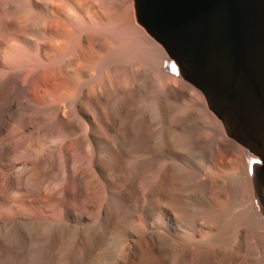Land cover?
<instances>
[{
  "label": "bare ground",
  "instance_id": "obj_1",
  "mask_svg": "<svg viewBox=\"0 0 264 264\" xmlns=\"http://www.w3.org/2000/svg\"><path fill=\"white\" fill-rule=\"evenodd\" d=\"M142 16L136 0H0V264H32L36 260L37 264L101 263L104 255L98 254L95 259L97 253H94L87 262L89 257L83 259L80 258V252L77 253L87 238L95 244L100 242L103 247H116L118 255H115V249L112 252L116 256L115 264H126L127 261H123L126 257L129 259V256L121 261L122 253V256L130 255L125 252L126 243L134 242L137 238H147L146 242L150 239L155 250L163 254L170 248L167 245L172 230L177 224L178 228L180 227L179 223L176 224L178 221L181 222L180 225L186 223L188 228L191 226L189 229L193 234L190 233V236L193 239L188 236L183 240L180 234L178 238L181 240L173 241L175 248L170 242L173 247L171 244L168 246H171L173 252L175 250V254L170 252L171 255L173 253L172 257L167 255L170 259L173 258L171 264H179V259L183 261L180 264H196L197 251L201 253L207 248L211 249V252L206 251L208 254L213 251L212 254L220 256L218 260L215 259L217 262L222 259L221 262L224 263L227 253L223 251L229 250L231 254L234 250L236 253V250L242 249L236 254H244L243 244L246 246L245 242H248V239L251 241L247 237L248 233H252L250 231H255L254 226L259 225L262 233L257 234L255 231L253 235L263 234L264 223L255 203L250 176L253 159L247 157L245 150L226 135L221 122L207 108L200 91L182 77L164 47L147 31ZM183 90L187 91L193 100L198 98L197 101L200 102V98L203 101L202 104L199 103L202 105V119H192L203 120V124L197 128L201 127L200 129L207 133L204 138H200L205 133L198 129V142L206 150L208 145L204 144L208 141H203L206 142L203 144L201 140L205 139V136L211 137L215 134L211 138L215 137L216 143L211 140L209 143L211 142L212 146H209H218L219 149H209L210 155L215 149L219 150L217 157L222 154H226L225 158H228V154L232 156V162L226 160L230 164L222 161L224 165L229 164L228 170L225 169L226 165L217 163L219 159L215 158L216 153L215 160L211 158L212 161L210 157L213 155L208 158L207 153L205 154L207 150L202 148L205 160L208 158L205 163L210 161L211 164L200 162L204 165L203 170L197 162L199 160L194 158L203 151L196 152L200 147L193 142L191 144L187 141L190 143L187 148L194 149L197 145L196 151L190 152L192 149L189 151L186 147L183 151L182 148L187 143L185 141L184 145L178 146L184 153L173 154L172 147L177 145L175 138L178 135V139L182 138L179 131L184 128L183 117L178 120L181 116H178L179 112L183 111H180L179 105ZM194 112L192 111L193 115L197 114ZM200 113L198 111V114ZM193 115L191 114L192 117ZM189 117H184L185 125L187 121H191ZM188 126L186 129H193L192 124V129ZM174 130H178L177 134ZM208 132L213 134L210 136ZM192 137L189 136L190 141ZM178 147H175L174 151L178 150ZM185 150L192 154L196 152L198 155H190ZM202 155L201 157H204ZM175 160L188 164L197 177H217L218 181L215 180L220 183L217 184L220 186V192L217 196H214L216 193L212 195L210 201L212 199L213 206L209 205L211 211L214 207V213H210V207L206 210L211 217L214 215L213 219L203 212L206 208L202 202L201 205L197 203L200 201L196 202L202 206L199 207L202 209L199 214V209L194 206L197 212L195 214H198V217L200 215L201 220L198 221L203 219L205 222L204 217L207 216L206 221L210 219L211 223H193L192 216L189 221L193 224L187 225L189 222L186 218L190 216L187 209L190 210V205H183L188 215L182 213L184 211L181 207L179 210L183 215L173 208L172 196L176 193L172 192L177 181L174 180V170L182 163L173 166ZM218 164L224 168H219ZM129 165H133V168L131 173L127 172L131 175L127 177L124 169L130 167ZM184 165L182 164V167ZM184 168L186 172L187 167ZM231 173L232 178L231 175L226 176ZM177 175L178 173L175 177L179 178V188L177 186L175 191H181L182 188L183 193L186 191L188 195L194 194L195 191L191 190L197 189L196 184L189 185L190 191L187 190L188 185L186 186L189 177V181L192 180V175L187 174L189 179ZM222 175L230 178V181L234 178L233 175L238 179V175L243 180L242 184L246 180V191L249 189V194L247 195L246 191L244 193L248 198L244 197V193H241L240 197L235 195L236 192L240 193L244 184H236L235 186L239 185V190L236 191L233 183V197L238 196L233 200L230 196L231 189L229 190L227 185L233 181L236 183V180L233 179L227 184L228 181H225ZM47 180H55L57 184L60 182L59 193L55 186L57 184L53 185L55 187H45L47 183L44 182ZM179 180L185 182L186 187L181 186L182 183L179 185ZM238 181L240 182L239 179ZM66 187L81 193V198L78 199V214L64 205L62 200L59 203L58 198L66 193ZM204 187L201 193L203 190L206 192V186ZM216 188H213V192ZM196 192L194 196L198 195ZM180 194L183 197L185 195H182V191ZM209 194L211 196V193L207 195ZM108 196L110 201H113L110 197L114 196L118 203L109 202ZM93 197L98 205L97 211L91 209ZM241 197L245 198L241 199L242 202L239 199ZM181 199L187 202L185 197ZM181 199L179 200L183 201ZM235 200H240V204ZM137 202H141L142 206ZM112 203L122 206L125 212L122 209L119 211L124 212L121 215L123 217L119 215L118 218H121L116 216L112 219L115 214L112 213ZM109 205H112V211L109 210ZM65 207L69 208V211H66ZM239 207H244L246 213L248 211L252 214L253 211L252 217L256 218V222L252 223L254 218L246 216V213L236 217L234 214ZM248 207L252 211H246ZM182 216H186L183 218L186 222L180 221ZM74 224L81 228L76 229ZM180 229L185 232L184 228ZM174 231L177 234L175 229ZM258 231L260 232L259 229ZM252 234L251 238L254 239ZM259 237L257 236L261 239ZM262 238L264 240V235ZM139 240L134 244L138 245ZM259 244L264 247V242ZM96 246L97 252L103 248L99 245L97 248H100L96 249ZM144 246L142 244V248ZM247 250L251 249H246L248 254L250 251ZM205 251L200 255L205 257ZM263 252L264 250L261 254ZM81 253L83 254V250ZM106 253L110 254L109 251ZM243 254L239 257L233 253L228 255L225 264H249L251 259L256 257L258 261L264 260H260L261 254L258 253L257 256L256 253V256L249 257L250 261L246 263L243 259L247 254H244V258ZM248 256L246 259H249ZM204 257L200 259L206 260L207 257Z\"/></svg>",
  "mask_w": 264,
  "mask_h": 264
},
{
  "label": "water",
  "instance_id": "obj_2",
  "mask_svg": "<svg viewBox=\"0 0 264 264\" xmlns=\"http://www.w3.org/2000/svg\"><path fill=\"white\" fill-rule=\"evenodd\" d=\"M142 22L253 159L264 223V0H136Z\"/></svg>",
  "mask_w": 264,
  "mask_h": 264
},
{
  "label": "rangeland",
  "instance_id": "obj_3",
  "mask_svg": "<svg viewBox=\"0 0 264 264\" xmlns=\"http://www.w3.org/2000/svg\"><path fill=\"white\" fill-rule=\"evenodd\" d=\"M186 92H187V91H184V90H183V92H182V93H183V94H182V98H181L180 103H179V105H180V107H181V108H180V111H182V110H183V111L186 110V111H185V112L182 111L184 114H183L182 112H181V113L179 112V114H178V116L181 114V116L178 117V120H179L181 117H183V119H182V118H181V119H182V121H183L184 128H182V131L180 130L179 133H180V135H181L182 138L184 137V138H183L184 141H183L182 138L178 139L179 135H178L177 137L175 136L176 138L174 137V138H175V142L177 141V145H176V146L174 145V146L172 147V150H173L172 152H173V154L178 153V152H183V151H184L183 149H184L185 147H186L185 149H188L187 147H188V145H190V143H188L187 141L191 142V144H192V142H193L194 144L199 145L198 148L200 147V150H197V151H196V147H197V145H195V148L193 147L194 149L191 148V149H192V150H191V149L189 148L191 151L188 149L190 152H192L193 150L196 151V152L201 151V150L203 151V149L205 150L204 146H203L201 143H199V142H200L199 140H200V138H204V135H207V133L204 132V131H202V130L200 129L201 127H200V128H199V127L197 128V126L203 124V123H201L203 120H201V121H198V120H197V121H194V120H192V119H196V118H199V119H200V118H201L200 115H203L202 113H200V110H202V109H201V106H202V105L199 104V103L202 104L203 101L200 100V98H199V101H200V102L197 101L198 98H197V99L194 98V100H193L192 97L188 96L189 93H186ZM200 93H201V92H200ZM185 94H186V96H185ZM201 94H202V93H201ZM202 96H203V95H202ZM183 97H185L186 100H185V98H183ZM188 97H189V98H188ZM203 98H204V96H203ZM195 100H196V102L198 103V105H196V104H197L196 102H194V103H196V104L193 103V101H195ZM204 100H205V98H204ZM184 102H185V103H184ZM187 102H188V103H187ZM205 103H206V100H205ZM183 105H184V106H183ZM206 105H207V103H206ZM191 106H192V107H191ZM195 106H196L197 110H196ZM190 108H191V109H190ZM207 108H208V106H207ZM193 109H194V110H193ZM189 110H190L191 112H190ZM188 111H189V112H188ZM192 111H193V112L196 111L197 114H194V115H193ZM198 111H199L200 114H198ZM196 112H194V113H196ZM187 113H188V115H189L190 117L187 115ZM182 114H183L184 116H183ZM191 114L193 115V117L191 116ZM185 115H186V116H185ZM194 116H196V117H194ZM197 116H199V117H197ZM184 117H186V118L189 117L188 119H191V121L189 120L190 122L187 121V125H185V124H186V122H185V121H186V120H185L186 118H184ZM173 118H174V117H173ZM176 118H177V116L175 117V119H176ZM188 119H187V120H188ZM201 119H202V118H201ZM178 120L176 119V121H178ZM176 121H174V122H176ZM179 121H180V120H179ZM196 122H197V123H196ZM188 123H190V125H189ZM193 123H194V124H193ZM191 124H192V128H193V129L191 128ZM188 125H189L190 127H189ZM187 126H188L189 128H191L192 130H190V129H186ZM194 126H195L197 129H196ZM194 128H195V129H194ZM198 129H200V130H199L200 132L202 131V132L205 133V134H202V133H201L203 136L200 134V135H201V137L199 136L200 138L197 136V135L199 134ZM195 130H196V133H194ZM183 131H184V132H183ZM193 131H194V132H193ZM174 132L176 133V132H178V130H174ZM181 132H183V133H181ZM185 132H186V133H185ZM187 132H191V133H193V135H192L191 133H188V134H187ZM175 133H173V134L175 135ZM179 133H178V134H179ZM176 134H177V133H176ZM194 134H195V135H194ZM209 134H210V136H211L213 133H209V132H208V135H209ZM214 135H215V134H213V136H214ZM189 136H191V137L193 136V137L191 138V141H190ZM213 136H211V137H213ZM194 137H195V139H194ZM197 137H198L199 140L197 139ZM206 137L208 138L209 136H205V139H202L201 142H203V141H206V142H207V141H208L207 144H204V143H206V142H203V144H204L205 146L208 145V146H206V147H207V149H206L207 151L205 150V151H206L205 154L207 153V157L209 158V155H210V153H211L210 151H211L214 147L217 149L218 146H217V147L214 146V147L211 148L210 146H212V143L216 141V138H215V137H214V138L209 137V138L207 139ZM186 138H187V140H185ZM188 138H189V140H188ZM176 139H177V140H176ZM181 139H182V141H180ZM192 139H194V140H192ZM211 140H212V143H211V142L209 143V141H211ZM213 140H214V141H213ZM185 141H186L187 143H186ZM194 141H195V142H194ZM198 141H199V142H198ZM178 142H179V143H178ZM181 143H183V144H181ZM185 143H186V144H185ZM198 143H199V144H198ZM215 143H216V142H215ZM215 143H214V145H217V144H215ZM184 144H185V145H184ZM179 145H181V146L184 145L183 148L181 147L183 151H181V149L179 148V147H180ZM201 145H202L203 147H202ZM209 145H210V146H209ZM178 146H179V147H178ZM191 146H192V145H191ZM175 147H176V148L178 147V148H179L178 150H180V151H178V150H175V151H174V149H176ZM209 147H210V148H209ZM198 148H197V149H198ZM202 148H203V149H202ZM209 149H211V150H209ZM218 149H219V148H218ZM188 150H185V151L187 152ZM176 151H177V152H176ZM189 151H188L187 153L191 155L192 153H190ZM174 152H175V153H174ZM196 152H195V153H196ZM208 152H209V153H208ZM218 152H219V150H218V151H215V149H214V150L212 151V153H213L212 155H213V156L210 155V156H212V157H210V160L213 161V159L215 160V158H218L219 160L217 161V159H216V161H217V163H218V162H219V163L221 162V163H222L221 165H224L225 162H229V161H226V160H230V161L232 162V160H233V159H232V156H230V155L228 154V155H227L228 158L230 157V159H228L227 157H226V158L224 157V155H226V154H224V155L222 154L223 156L221 155V156H220L221 158H220V157H217ZM183 153H184V152H183ZM195 153H193V154H195ZM202 153H204V151L201 152V153L199 152V153H198L199 155H198L197 153L195 154V156L198 155L197 157H199V159H198L197 157L192 156V157L196 158V161L199 160V161H197L199 164H200V162H203V163L206 162V163H207L206 160H207L208 158H206V160H205V155H202ZM215 153H216V157H215V155H214ZM193 154H192V155H193ZM201 155L204 156V157H201ZM218 156H219V155H218ZM214 157H215V158H214ZM223 157H224V158H223ZM194 158H193V159H194ZM200 158H201V159H200ZM203 158H204V159H203ZM211 158H213V159H211ZM202 159H203L204 161H202ZM223 159H224V160H223ZM194 160H195V159H194ZM200 160H201V161H200ZM220 160H221V161H220ZM175 161H176V162H175ZM175 161H174V163H173V166H176L177 163H180V162H182V163H181L180 166H179V164H178V165L176 166L177 169L175 168L176 170H174V178H175L174 180L176 181V179H177V181L175 182V186H176V187L173 186V187H174V188H173L174 191L172 192V193H174V192L176 193V195H174L175 193L172 194V195H174V196H172V197H173V200H172V201H174V202H173V205H174L173 208L176 209V210L178 211V210H179V207H181L182 209H181V208H180V209H181L182 211H184V209H183V208H184L183 205H185V204H187V206L190 205V206H189V207H190V210H189V208L187 209L188 212H189V215H190V216L187 217V218H186V216H184V217L182 216V220H180V221H183V222H184V221L187 219L189 223H190L191 220H192L193 223H194V222L196 223V222L200 219V215H199V217H198L197 215H198L200 212H202V209H199L200 206H199V204H196V202H197V201H200V202H197V203H200V205L203 203V204H202L203 207L206 208V209H203V210H205V211H203V212H206V210L208 209V207H210V206L212 207V206H213V204H211L212 199H211V201H210V198L213 197L212 195H214V193H216V195H214V196H217V195L219 194V192H220V191H219V190H220V189H219L220 186H219V187L217 186V184L219 185L220 183L216 182L217 177L214 176V175L209 176V177H211L210 179H209V177H206V176L202 177L203 175L197 177V176L194 174V172L192 171V169L189 167L188 164L186 165V163H183V161H180V160H179L180 162H178V160H175ZM208 161H209V160H208ZM216 161H215V162H216ZM222 161H223L224 163H223ZM197 162H196V163H197ZM175 163H176V164H175ZM198 163H197V164H198ZM206 163H205V164H206ZM182 164H183V165L185 164L184 166L187 167L186 172H189V171H190L189 173H191V175H192V177H193L191 181H189V180L191 179V177H189V178H190V179H189V178L187 177V174H188V176H191V175H190L189 173L186 174V172L183 170V169H186V168H184V166L182 167ZM199 164H198V165H199ZM201 164H202V163H201ZM201 164H200V166L203 168L204 165L202 166ZM208 164L211 165V164H210V161L208 162ZM208 164H206V165H208ZM229 164H230V162H229ZM229 164H228V165H229ZM221 165L218 164L219 168H220ZM225 165H226V166H225ZM225 165H224V166L226 167L225 169L228 170V165H227V164H225ZM127 166H128V165H127ZM129 166H130V165H129ZM131 166H132V167H131ZM131 166H130L131 168H130V167H128V168L125 167V168L129 169V171H128L127 169H124V170H126V171H124V172H125V173H124L125 175H126L127 172H130V173H131L132 168H133V165H131ZM178 166H179V167H178ZM180 167H182V169H180ZM221 167L224 168L223 166H221ZM205 168H206V166H205ZM225 169H224V170H225ZM177 170H178L179 172H177ZM203 170H204V168H203ZM220 170H221L222 173H223V170H222V169H220ZM176 172L178 173L177 176H181V177H184V178L186 177V178L189 179V180L186 179V181L188 180V181L190 182V183H188V181H187V182H186L187 184H186L185 182H183V181H185L184 178H183V181H181V182H180L181 177H180V180H179V183H180L179 185H181V183H182L181 186H183V187L185 186V184H186V186L188 185V186H187V187H188L187 190L190 191L191 186H193L194 184H196V188H197V189H195V188H194L195 186H194L193 188H194L195 190H193V189L191 190V191H193V192H194V191H195V192L197 191L196 193H197L198 195H195V196H194L195 192H194V194L192 193L191 195H190V194L188 195V193H187L186 191L183 193L184 190H182V188H180L181 191H182V195L185 194L184 197H185V200H187V202L184 201V199H181V198H184V197L181 196V194H180L181 191H179V189H178V192H177V190L175 191V189H177V186H178V183H177V182H178V179H179L178 177H175V174H177ZM224 172H225V171H224ZM183 174H185L186 176H184ZM223 174H225V173H223ZM226 174H227V173H226ZM42 175H44V174H42ZM129 175H130V174H129ZM129 175H128V173H127L126 176L128 177ZM230 175H231V176H230ZM130 176H131V175H130ZM130 176H129V177H130ZM226 176H230V177L232 178V173L229 174V175H226ZM233 176H234L233 179H235V178H236V175H233ZM196 177H197L198 179H196ZM219 177H220V176H219ZM237 177H238V179L240 180L241 183H240L239 181L237 182L238 179H235V180H236V183L233 181V179H232V181H233V182H232V181L229 180L230 178H228V177H223V175H222V178H224V180L226 179V180L228 181L227 184H230V183L232 182L230 185H227V188H228L229 190L231 189V190H230V191H231L230 196H231L232 199H233V198L236 199V198H238V196L240 197L241 193H244V192L246 191V189L248 188V187H247V182H246V180L244 179L245 181H244V183H243L244 185H243V184H242V181H243L242 178L240 179V177H239L238 175H237ZM201 178H202V181H201ZM203 178H204V179H203ZM227 178H228V179H227ZM194 179H195L196 181H195ZM213 179H214V180L216 179V180L214 181ZM218 179H219V178H218ZM197 180H199L200 182H203V183H200L199 181L197 182ZM208 180H209V181L212 180V182H213V184H214V187L211 188V186H213V184H211L212 182L210 183ZM219 180H220V179H219ZM226 180H225V181H226ZM217 181H218V180H217ZM229 181H230V182H229ZM49 182H50V183H49ZM207 182H208V184H207ZM219 182H220V181H219ZM46 183H47L48 185H47ZM52 183H53V184H52ZM59 183H60V182H59ZM59 183L57 184V182H56L55 180H52V182H51V180H49V181L47 180L46 182H44V184H46L45 187H47V188L57 186V192H58V193H59V191H60L59 189H61L60 186H59ZM192 183H193V184H192ZM233 183H234L233 187L236 188V191L239 190L238 187H239L240 184L243 185L244 188H242V187H241L242 189L240 188V190H241L242 192L240 191L239 194H238V192H236V194L233 193V192H234V191L232 190V184H233ZM238 183H239V185H238V186H235V185L238 184ZM54 184H57V185L53 186ZM190 184H191V186H189ZM199 184H200V185H201V184L203 185V186H201L202 188L200 187ZM209 184H211V185H209ZM215 184H216V185H215ZM248 184H249V183H248ZM50 185H52V186H50ZM198 185H199V186H198ZM207 185H208V187H207ZM241 185H240V186H241ZM48 186H49V187H48ZM186 186H185V187H186ZM197 186H198V187H197ZM204 186H206V192H205V190H203L205 193L202 192V193H203V194H202L201 191H202V189L205 188ZM215 186H216L217 188L214 189V192H213V188H215ZM228 186H231V188L228 187ZM58 187H59V188H58ZM189 187H190V189H189ZM178 188H179V186H178ZM173 189H172V190H173ZM183 189H185V188H183ZM198 189H199V190H198ZM208 189H209V190H208ZM211 190H212V191H211ZM207 191H208V192H207ZM230 191H229V192H230ZM199 192H200V193H199ZM217 192H218V193H217ZM189 193H191V192H189ZM206 193H207V194H208V193H211V196H210V194L207 195ZM246 193H247V195L249 194V189H248V191H246ZM246 193L243 194L244 197L246 196ZM186 194H187V196H186ZM234 194H235V195H238V196L233 197ZM243 195H242V196H243ZM59 196H60V195H58V197H59ZM175 196H176V197H175ZM188 196H189L190 198H189ZM209 196H210V197H209ZM60 197H61V199H60ZM60 197L58 198V199H59V203H60V200H62L61 202H63L64 205H67L68 207H70L71 210H72L74 213H77V214L79 213L80 210H79V202H78V199L81 198V193H80L78 190L73 189V188H71V187H68V188L66 187V193H65L64 195H61ZM191 197H192V198H191ZM193 197H195L196 200L193 199ZM206 197H207V198H206ZM110 198L113 199V201H110V200H109V196H108V200H109V202H114V201H115L114 196H113V197L111 196ZM174 198H176L177 200H176V199L174 200ZM242 198H243V197H241V198H239V199L241 200ZM245 198L247 199L248 196L245 197ZM245 198H243V199H245ZM58 199H57V200H58ZM179 199H181V200H183V201H180ZM188 199H191V201H192V200H193V201L195 200V201H194L195 204L193 203V201L191 202V201H189ZM206 199H208V201H206ZM234 199H233V200H234ZM240 200H239V201H236V200H235V202H237L238 204H240ZM209 201H210V204H209ZM116 202H117V201H115V203H116ZM180 202H183V203H181L182 205L180 204ZM201 202H202V203H201ZM206 202H208V203H206ZM241 202H242V200H241ZM115 203H114V204L112 203V204L114 205V210H115V211L118 210V212H114V210L112 211L113 207H110V206H112V205H109V207L111 208V209H109V210H111L113 214L115 213V214H117V215L114 214V215H113V218H112V216H108V215H107L108 217H110V218H112V219H114V217L116 218V216H117V218H118L119 215L121 216V215H123V213L125 212V211L123 210V208H121L122 206H121V207L119 206L120 204H117V205H116ZM117 203H118V202H117ZM137 203H138L139 206H142V203H141V202H137ZM176 203H179V204H176ZM109 204H110V203H109ZM206 204H207V205H206ZM173 205H172V206H173ZM175 205H177V206H178V205H181V206H178V208H177V206L175 207ZM196 205H197L198 207H197ZM209 205H210V206H209ZM97 206H98V205H97V203H96V200H95V198L93 197L92 202H91V209H92L93 211H97V209H98ZM118 206H119L120 208H118ZM185 206H186V205H185ZM187 206H186V207H187ZM194 206L196 207V209H199V210H200V211L198 210V214H195V213H197V212H196ZM186 207H185V211H186V212H185V211H184V212L181 211V212L184 213V214L187 213ZM211 207H210V213H211V212L214 213V207H213V210H212V211H211ZM115 208H117V209H115ZM200 208H202V206H201ZM240 208L243 210L244 207H243V208H242V207L237 208L238 211L236 210V211H235L236 214H234L236 217H237V216L240 217V216H242V215H244V214L246 213V212H244L245 209L242 211ZM65 209H66V211H69V208L65 207ZM121 209H122L124 212H120ZM191 209H192L193 211H192ZM239 209H240L241 211H240ZM119 210H120V211H119ZM176 210H175V211H176ZM208 210H209V209H208ZM247 210L252 211L249 207L246 208V211H247ZM49 211H50V210H49ZM239 211H240V213H241V212H243V213L240 214ZM119 212H120V213H119ZM181 212H180V210H179V211H178V214H180ZM208 212H209V211H208ZM49 213H50V212H49ZM49 213H48V215H49ZM108 213H110V211H108ZM108 213H107V214H108ZM112 213H110V214L112 215ZM118 213H119V214H118ZM121 213H122V214H121ZM182 213H181V214H182ZM193 213L197 216L196 218L194 217L195 215H194ZM206 213H207V212H206ZM210 213H209V214L207 213V216L210 215V216H209L210 219H211V218L213 219L214 215L212 214L213 217H211V214H210ZM238 213H239V215H238ZM247 213H248V214H247ZM247 213H246V216L248 215V216L251 217L252 219L254 218L253 220H255V221L252 220V223H253V222L255 223V222H256V218H255L254 216L252 217V214H254L253 211H252V214H251V212H248V211H247ZM124 215H125V214H124ZM182 215H183V214H182ZM186 215H188V214H186ZM192 216H193V217H192ZM207 216H206V217H207ZM121 217H123V216H121ZM121 217H119V218H121ZM191 217H192V218H191ZM206 217H204L205 222H204L203 219H202L203 223H204V224H206V223H207V224L211 223L212 220L210 221V219L208 218L209 220L206 221V219H205ZM119 218H118V219H119ZM183 218H186V219L184 220ZM189 218H191L190 221H189ZM194 218H195V219H194ZM197 218H198V219H197ZM193 219H194L195 221H193ZM196 219H197V220H196ZM187 220H186V221H187ZM200 220H201V219H200ZM186 221H185V222H186ZM202 221H198V222L200 223V225L202 224ZM192 222H191V223H192ZM198 222H197V224H199ZM208 222H209V223H208ZM177 223H179V226H180L179 228H178V224H177ZM189 223H187V225H191V223H190V224H189ZM193 223H192V224H193ZM250 223H251V220H250ZM257 223H258V222H257ZM176 224H177V225H176L177 227L175 226L174 229L176 230V233H177V234H175V231L173 232V230H174V229H173L172 232L174 233V235H173V233L171 232L172 235H171V239L169 240V241L174 245V247H173V245H172L170 242H168V243H169L168 245L171 244V246H172L173 248L176 247L174 242H175V241L177 242V240L180 239V238H178V237H180V234H181L182 239H183L184 237H185L184 239H187L188 236H189L190 238H192V236H190V233H192V232H191L190 229H189L191 226H189V228H188V227L185 225L186 223H182V225H180L181 222H179V221L176 222ZM183 224H184V225H183ZM204 224H202V225H204ZM252 225H253V224H252ZM181 226H183V227H181ZM184 226H185V227H184ZM253 226H254V225H253ZM73 227H75L76 229H77V228H81L79 225H78V226H75V224L73 225ZM97 228L100 230V226H99V225H97ZM176 228H178V229H176ZM180 228H184V230H185L186 233H185L184 231H183V232H184L187 236H186V235L183 236L184 233L182 232V229H180ZM253 228L255 229V231L258 232V233L256 232L257 234L262 233L261 228H260L259 225L256 226V227L254 226ZM256 229H257V230H256ZM258 229L260 230V232L258 231ZM179 230H181V231H179ZM178 231H179V232H178ZM255 231H254V232H253V231H250V232H252L253 234H255ZM181 232H182V233H181ZM178 233H179V234H178ZM252 233H248L249 235H248V237H247V239L250 238L251 241L248 239V242H245V243H247L246 246H245V244H243V245H244V249H243L244 254H247V252H246V249H247V248H250V249H251V250H247V251H250V252H248V254H249V253H250V254H249V256H248V254H247V255L245 256V259H243V260H245V262H246V261H250V258H249V257L253 258V256H256V253H257V256H258V253H259V255H260V254H261V251L264 250V247L262 248V245L259 244V243H262V244H263V242H264V240H262V239H263V238H262V235H264V232H263V234H261V236H260V235H257V234H256V235H253ZM192 234H193V233H192ZM251 234L255 237L254 239L251 238ZM253 236H252V237H253ZM257 236H258V237L260 236L261 239H258ZM186 237H187V238H186ZM260 237H259V238H260ZM172 238H173V240H172ZM176 238H177V239H176ZM190 238L188 239L189 241L191 240ZM87 239H89V238H87ZM87 239H85L87 242H86V241H83L84 244L82 243V244L80 245L81 248H80V247L78 248L77 253L80 252V255H81V256H82L83 254H85V255H83L82 257H81L80 255H78V256H80V258H83V259H84V258L89 257V258L86 259L87 262H89V259H90L92 256H94V253H97V254L95 255L96 257H94L95 259L97 258V255H98V254H101V256L104 255V257H105V258L103 257L104 260L101 262L102 264H110V263H111V264H115V262L117 261V260L115 259V257H116L115 255H118L117 253H119V252H117V249H115L116 247H113L112 245H111V246H108V245H107V247H103V245H101L100 242H98V243L96 242L97 246L100 245L101 248L103 247L101 250H98L99 252H97V251L95 250V246H96L95 242H93L91 239H89V240H87ZM137 239L139 240V239H141V238H137ZM137 239H136V240H137ZM146 239H147V238H146ZM146 239H145V240H144V239H143V240H139V243H140L141 241L143 242V243H142L143 246H144V244H145V246H144L143 248H142V244H141V243H140V244L138 243V245L136 244L138 240H137V241H136V240L134 241V242H136L135 244H134V242H130V241H129L128 243H129V245H130V247H131V248H129V249H128V246H129V245H128V243H126V244H125V248L127 247V249H125V252L128 253V254H130V255H127V254H126L125 256H124V255L122 256V254H123V253H122V254H121L122 259L119 257V258L121 259V261H123L124 258H125L126 256H129V259H128V257H126L125 260L123 261V262L127 261L126 264H171V260L173 261V258L170 259L167 255H169V256L172 257V255H173V253L175 252V250H174V252H173V249L171 248V246H168V245H167L168 248L170 247V248H169L170 250L166 247V249H168V250H165L166 253L164 252L163 254H160L158 251L155 250L152 241H151L150 239H148L147 242H146ZM184 239H183V240H184ZM192 239H193V238H192ZM247 239H246V241H247ZM180 240H181V239H180ZM253 240H258V241H253ZM259 240H260V242H259ZM261 240H262L263 242H261ZM91 241L93 242V244H90V243H92ZM149 241H150L152 244H151ZM173 241H174V242H173ZM193 241L196 243L195 240H193ZM249 241H250V242H249ZM88 242H89V244H88ZM144 242H145V243H144ZM255 242H257V243L255 244ZM195 243H194V244H195ZM248 243H249V245H248ZM111 244H112V243H111ZM150 244H151L153 247H152V246L150 247ZM253 244H254V245H253ZM90 245H94V246H90ZM136 245H137V247H136V249H135V246H136ZM139 245H140L141 248L138 247ZM256 245H257V247H256ZM259 245H260L261 247H259ZM263 245H264V244H263ZM97 246H96V249H99L100 247L97 248ZM247 246H248V247H247ZM249 246H250V247H249ZM92 247H93V248H92ZM111 247H112V248H111ZM83 248H84V249H83ZM104 248H105L107 251H109L110 254L106 253L107 251H105ZM138 248H139V249H138ZM153 248H154V250H153ZM241 248H243V246H241ZM259 248H260V249H259ZM114 249L116 250L115 255H113L114 253L112 254V252L115 251ZM171 249H172V250H171ZM203 249H206V248H203ZM236 249H237V248H236ZM238 249H239V248H238ZM253 249H254V250H253ZM261 249H262V250H261ZM82 250H83V254L81 253ZM90 250H91V251H90ZM93 250H95V252H94ZM127 250H128V252H127ZM207 250H210V252H211V249H208V248H207L206 251H207ZM239 250H240V251H239ZM239 250H236V253L242 251V249H239ZM256 250H259V251H256ZM104 251H105L106 254L104 253ZM132 251H133V252H132ZM136 251H137V252H136ZM168 251H169V252H168ZM171 251L173 252L172 255H171V253H170ZM204 251H205V250H202L201 253H198V252H200V251H197L196 258H195V259H197V260H195V261H197L196 264H216V263H219V264H225L226 259L228 258V255L230 254L229 250H228V251H223L224 253H225V252L227 253V255H225L227 258H225V261L223 260L224 263H222V262H221L222 259L219 260L220 262H217V260H218V258H219L220 256L217 257L218 255L216 256L215 254H212L213 251H212L211 254H208V253H207V252H209V251H207V252L205 251V252L208 254V255H207V254H204L205 257H207L206 260L209 262L210 260H208V259H211V261L213 262V263H212V262L210 261L211 263H210V262L207 263V261H206L205 259H202V258L200 259V257H204V256H202ZM237 251H238V252H237ZM131 252H132V253H131ZM228 252H229V253H228ZM234 252H235V250L232 252L233 255L235 254V256H237V254L234 253ZM245 252H246V253H245ZM77 253H76V254H77ZM103 253H104V254H103ZM168 253H169V254H168ZM176 253H177V252H176ZM178 253H180V250H178ZM195 253H196V252H195ZM232 253H231V254H232ZM132 254H133V255H132ZM156 254H157V255H156ZM165 254H166V256H165ZM174 254H175V253H174ZM200 254H202V255H200ZM231 254H230V255H231ZM240 254H241V255H240ZM240 254H238L237 257L242 256L243 253H240ZM244 254H243V258H244ZM262 254L264 255V252H263ZM262 254H261V256H259V259H260V260H261V258H262V260L264 259V256H262ZM106 255H107V256H106ZM160 255H161V256H160ZM206 255H207V256H206ZM230 255H229V256H230ZM250 255H251V256H250ZM84 256H85V257H84ZM90 256H91V257H90ZM99 256H100V255H99ZM108 256H109V257H108ZM211 256H212V257H211ZM247 256H248L249 259H246ZM106 257H107V258H106ZM112 257H113V258H112ZM205 257H204V258H205ZM208 257H211V258H208ZM214 257H215V258H214ZM134 258H135V259H134ZM254 258H255V257H254ZM256 258H257V257H256ZM256 258H255V259H256ZM169 259H170V261H168ZM212 259H214V260H212ZM215 259H217V260H215ZM233 259H234V258H233ZM255 259H251V261H252L253 263H252V262H249V264H254V263L259 264L260 262H261L260 264H264V260H263V262H262V261H258V259H256V260H255ZM115 260H116V261H115ZM179 260H180V261H179L180 263L183 262V261H181V259H179ZM227 260H228V259H227ZM106 261H107V262H106ZM118 261H119V260H118ZM257 261H258L259 263H258ZM101 263H98V262H97V264H101ZM180 263H179V264H180ZM194 263H195V262H194ZM246 263H247V262H246ZM32 264H37V260H36V262H33ZM38 264H40V263H38ZM94 264H96V262H94ZM120 264H124V263H120ZM183 264H184V263H183Z\"/></svg>",
  "mask_w": 264,
  "mask_h": 264
}]
</instances>
